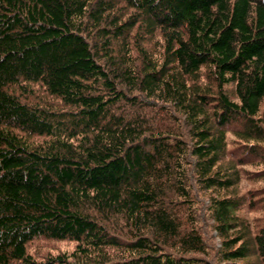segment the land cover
Listing matches in <instances>:
<instances>
[{
    "label": "trees",
    "instance_id": "16d2710c",
    "mask_svg": "<svg viewBox=\"0 0 264 264\" xmlns=\"http://www.w3.org/2000/svg\"><path fill=\"white\" fill-rule=\"evenodd\" d=\"M261 178L264 0H0V264H264Z\"/></svg>",
    "mask_w": 264,
    "mask_h": 264
},
{
    "label": "rangeland",
    "instance_id": "374dc122",
    "mask_svg": "<svg viewBox=\"0 0 264 264\" xmlns=\"http://www.w3.org/2000/svg\"><path fill=\"white\" fill-rule=\"evenodd\" d=\"M136 32L137 30L134 31V33ZM143 44L145 47H148L150 49H154L155 47L156 49H158L159 47L161 48L162 39L160 35L156 34L153 38L148 39L146 41L144 40ZM133 53H136V49H133ZM36 90L38 91L37 92L38 98L44 96V92L42 90L40 89L39 90L36 89ZM228 135H229L228 138L231 139L229 148H233L237 152L239 151L240 153H242L245 148L242 142H240L239 138L236 137L232 132H229ZM255 161H257V159L254 160V162ZM244 167L249 169L250 168L257 169L259 168V165L254 163V164H247ZM261 186H264V178H261L260 180L244 179L241 185L239 186V191L243 192L249 188L252 187L256 188ZM255 193L259 196V199L262 201V197H264L263 196L264 192H255ZM250 196H253V194ZM202 199H204L201 205V207L203 206L204 208V211L202 213V217L204 218L203 214L206 213L207 210V201H208L207 195L205 194V196H202ZM245 215H249L250 217L260 216L261 218H263L264 209L260 208L259 206H252V210L248 208V211H245ZM262 222H264L263 219L260 221H256V224L260 225ZM210 223L211 220L205 219V222L202 225L205 227L203 230L207 231L206 237L209 241V245L211 246L210 251H215L216 247H218L220 243H219V238L215 234L216 232L213 229H211L212 226ZM75 244L76 243L73 240H53V239L35 238L28 244V250L37 259H44L49 255H56L57 253H61V252L69 253L73 250ZM203 257L212 260V257L207 254H203Z\"/></svg>",
    "mask_w": 264,
    "mask_h": 264
}]
</instances>
